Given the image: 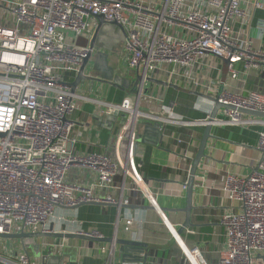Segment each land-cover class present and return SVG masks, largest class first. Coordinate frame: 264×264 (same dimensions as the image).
Segmentation results:
<instances>
[{
	"label": "built area",
	"instance_id": "obj_1",
	"mask_svg": "<svg viewBox=\"0 0 264 264\" xmlns=\"http://www.w3.org/2000/svg\"><path fill=\"white\" fill-rule=\"evenodd\" d=\"M259 11H264V0H0V235L54 233L48 227L50 222H64L56 216L57 207L130 205L124 196V182L121 187L115 183L120 164L107 152L77 151L76 97L64 80V75L76 73L93 53L89 42L98 16L105 24L122 29L124 63L141 77V94L147 78L157 79L159 74L172 78L208 56L226 62L232 80L251 71L264 75V24L258 38L251 32ZM237 65L241 71L236 70ZM202 93L235 108L220 109L213 127L255 129L257 171H226L222 176L219 189L229 207L219 216L224 245L216 252V262L209 263L201 247L185 243L183 234L198 236L187 228L176 243L180 255L170 257L169 264H264L260 259L264 257V119L238 111L264 113V93L231 91L222 83L219 89L207 86ZM134 107L127 98L107 111L124 114L121 132L129 133L130 154L143 117ZM164 111L158 118L147 116L160 123L162 139L174 137L171 126L189 128L203 126L206 121H184L170 110ZM192 141L190 135L187 140L176 137L177 144L185 146L181 156L187 172L193 158ZM72 169L94 175L95 180L70 184L66 177ZM127 176L135 184L127 190L130 194L139 191L149 203L156 199L158 193L148 191L136 172L125 170L124 178ZM118 190L119 196L114 194ZM181 190L186 191V183ZM135 224L134 219L126 218L124 233L145 243L133 230ZM163 224L172 237L178 227L172 226V230ZM77 234L104 239L98 231ZM115 239L93 242L80 250L103 255L104 264H117ZM40 244L42 252L50 248L53 255L62 257L68 241ZM21 248L4 246L0 264H33ZM160 262L149 255L146 264ZM35 263L40 264L38 260ZM61 264L71 263L63 258Z\"/></svg>",
	"mask_w": 264,
	"mask_h": 264
},
{
	"label": "crops",
	"instance_id": "obj_2",
	"mask_svg": "<svg viewBox=\"0 0 264 264\" xmlns=\"http://www.w3.org/2000/svg\"><path fill=\"white\" fill-rule=\"evenodd\" d=\"M261 21L264 22V11L255 14L251 30L254 38L261 35L262 28L259 27ZM92 35L93 32L91 37ZM97 41L98 45L88 61V70L90 72L93 70V76L103 79L104 82L86 81L74 94L77 105L73 117L78 138L76 149L80 153L107 152L120 164L115 183L121 187L124 182L123 192L130 200L129 206H145L149 205V202L143 193L137 191L130 194L127 191L135 187V184L128 176L124 178L125 170L129 174L136 172L148 191L152 194L158 193L155 200L159 207L181 209L185 203V192H182L181 187L187 182L188 172L186 162L181 156L185 146L176 142V137L180 135L184 138V136L179 131L173 130L183 129L187 135L190 134L193 138L190 152L194 157L204 127L171 126L169 131L174 137L171 139L163 137L158 147L146 146L141 157H138L132 147V154L129 153L127 143L129 133L121 132L124 114L121 112L108 114L107 111L128 98L143 116L139 119L140 125L153 123L154 119H148L147 116L158 118L165 109L184 121L204 120L211 110V104L192 93H202L207 86L212 88L216 86L219 89L221 83L226 84L231 91L259 90L264 93V75L251 71L247 76L232 80L227 72L226 63L208 56L199 65L179 75H173L172 78L159 74L155 80L165 85L147 82L140 94L139 85L134 84L136 79L134 72L124 63L122 34L117 29H112L100 35ZM236 70L241 71L242 67L237 65ZM75 75L76 73H68L64 75V80L71 82ZM254 131L255 129L237 127H212L211 133L218 139L208 141L205 150L207 158L198 168L194 184V209L191 213V222L195 225L191 229L195 230L198 236L183 234V239L187 245H197L204 249L205 258L209 263L216 262V252L221 251L224 245V229L219 223V216L229 205L219 189L222 176L226 171L249 174L254 169L259 159L256 150L257 136ZM223 140L245 146L237 147ZM133 167L136 169L134 170ZM66 180L70 184H90L95 177L85 171L72 169ZM96 192L100 196L104 195L103 191ZM120 193L121 190L114 192L117 196ZM129 206L120 208L113 205L85 204L77 209L57 207L56 216L61 217L64 222L60 224L53 221L48 227L58 233L78 235L77 232L80 231L85 233L98 231L105 239L127 237L132 240L123 230L124 221L129 217L136 223L133 230L146 244L164 246L169 242L170 235L157 211L130 209ZM165 216L174 227L180 226L184 221V214L181 212L170 211ZM54 240L60 241L39 239L40 242ZM67 241V254L64 253L65 247L62 257L71 264H104L103 255L98 257L89 251L80 250L87 244L93 245V242L84 239H67ZM167 250L172 252L173 246ZM149 254L152 255L151 252ZM159 259L161 263L157 264H162L163 259L161 257ZM116 263L122 264L117 258Z\"/></svg>",
	"mask_w": 264,
	"mask_h": 264
},
{
	"label": "water",
	"instance_id": "obj_3",
	"mask_svg": "<svg viewBox=\"0 0 264 264\" xmlns=\"http://www.w3.org/2000/svg\"><path fill=\"white\" fill-rule=\"evenodd\" d=\"M97 22H98L97 27L94 29L93 35L89 42V48L91 50L95 49V47L98 45L97 38L100 37V35L112 29H117L120 33L122 32V29L116 25L105 24L103 22L102 17L100 16L97 17ZM90 56L91 55H89L87 58L83 60L80 68L76 72L75 78L71 82H67V85L70 87V91L72 94H75L78 87L86 81L94 82L96 80L97 82H104L103 79L93 76L92 74L93 70H91V72L88 70V61L90 59ZM140 80H141V77L136 76L134 84L139 85ZM146 82L156 83L161 86L165 85L161 81H157L152 78H147ZM113 83L117 84L116 81H113ZM192 94L208 101L211 104V110L206 115V121H205V124L203 125L204 127L203 133L201 135V138L199 139L197 151L190 163V168L188 171V178L186 182L184 207H182L181 209H173V210L161 208L157 205L155 199L154 201L152 200V202L149 203V205L128 207L130 209L157 211L161 219L167 224V226H169L168 225L169 222L166 219L165 214L170 211L183 213L184 221L175 230V235L173 233V236L170 237L169 242L164 246L149 245L146 243L130 240L127 237L116 238L114 240V243L116 245V253H117V257L120 259L122 264H146L148 256L150 255L149 254L150 252L164 251V250L169 249L170 247L173 246V244L180 242L179 239H181L182 234L187 228L195 227V225L191 222V213L194 209L193 207L194 184H195V179H196L198 168L200 167L202 161L205 160V158H207L205 150H206L208 141L211 139H218L211 133L213 122L217 118V114L220 109L234 110L235 108L231 105L220 103L218 101L217 96L213 97L211 95H205L203 93H192ZM238 111L244 115L264 119V113L248 111L245 109H238ZM159 127H160L159 122H153L151 124L147 123L145 125H140V124L138 125L137 132L135 133L134 142H133L134 153L137 152L136 155H139L138 157H141L146 146L158 147L159 144L162 142L163 139H162V134H161ZM223 141L228 142L237 147L245 146V145H241L239 143L232 142V141H227V140H223ZM261 160L262 158L260 159V161ZM256 171H257V167H255L252 170V172H256ZM77 208L78 207L73 208V209H77ZM120 208H123V206H120ZM170 226L172 227L171 224ZM0 238L18 240L21 244H23L24 239H36V240H39V239L41 240L42 239H58V240L84 239L86 241L98 242V243L99 242H104V243L112 242V239L104 238L102 240H95V239L87 238L84 236H79L76 234L61 233V232L60 233L58 232L57 233L56 232L54 233H21V234H12V235H0ZM142 253L145 254L144 258H139L138 255ZM260 259H262V261L264 262V257ZM38 261L40 264H61V262L63 261V258L53 255V253L50 250H46L42 252Z\"/></svg>",
	"mask_w": 264,
	"mask_h": 264
},
{
	"label": "rangeland",
	"instance_id": "obj_4",
	"mask_svg": "<svg viewBox=\"0 0 264 264\" xmlns=\"http://www.w3.org/2000/svg\"><path fill=\"white\" fill-rule=\"evenodd\" d=\"M95 49H94V51H95ZM179 241L181 242L180 239H179ZM41 242L39 240H36V239H24L23 244H21L18 240L2 239L0 242V253L4 254L3 248H4V246H7V245H16L18 247V249L23 246L25 251L28 253L30 259L32 260V263L36 264L35 261L38 260L42 254L41 244H40ZM49 250L52 251L50 248H49ZM67 250L68 249L66 247L64 249L65 254H67ZM174 251H176V252H174ZM179 255H180L179 250L177 249V246L175 243V244H173L172 252L168 253V257H176L177 258V257H179ZM117 259H119V258H117ZM177 263H179V262L175 261V264H177Z\"/></svg>",
	"mask_w": 264,
	"mask_h": 264
},
{
	"label": "trees",
	"instance_id": "obj_5",
	"mask_svg": "<svg viewBox=\"0 0 264 264\" xmlns=\"http://www.w3.org/2000/svg\"><path fill=\"white\" fill-rule=\"evenodd\" d=\"M263 24H264V22L261 21L260 24H259L260 29L263 27ZM173 131H179L180 133H182L181 135L184 136V138H183L184 140H187L189 138V135L190 134L187 135L186 131L183 130V129H178V130H175L174 129ZM169 252H170V250L156 251V252L154 251V252H151V254L154 255L157 258H160L161 257V259H163L162 264H169V258H170V257H168V253Z\"/></svg>",
	"mask_w": 264,
	"mask_h": 264
},
{
	"label": "bare ground",
	"instance_id": "obj_6",
	"mask_svg": "<svg viewBox=\"0 0 264 264\" xmlns=\"http://www.w3.org/2000/svg\"><path fill=\"white\" fill-rule=\"evenodd\" d=\"M169 224V223H168ZM170 225V224H169ZM170 227V226H169ZM171 229H172V227H171ZM173 230V229H172ZM174 233V235H175V231L173 232ZM181 240V239H180Z\"/></svg>",
	"mask_w": 264,
	"mask_h": 264
}]
</instances>
